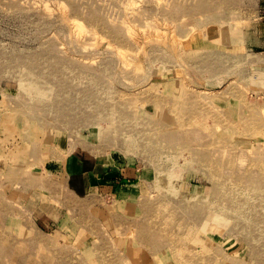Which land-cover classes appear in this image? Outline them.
<instances>
[{
	"label": "rangeland",
	"instance_id": "1",
	"mask_svg": "<svg viewBox=\"0 0 264 264\" xmlns=\"http://www.w3.org/2000/svg\"><path fill=\"white\" fill-rule=\"evenodd\" d=\"M224 1L0 0V214L11 225L0 223V252L14 257L3 263L264 264V199L234 191L231 204L209 177L237 189L235 169L264 162V0ZM166 103L173 120L192 111L185 131L201 141L174 156L128 150L150 149L143 115ZM97 127L121 140L100 149ZM214 138L225 145L203 146ZM75 145L132 158L138 176L74 193L63 162ZM145 205L164 234L157 255L139 242ZM172 205L175 222L205 224L169 231ZM245 223L247 234L226 230Z\"/></svg>",
	"mask_w": 264,
	"mask_h": 264
},
{
	"label": "bare ground",
	"instance_id": "2",
	"mask_svg": "<svg viewBox=\"0 0 264 264\" xmlns=\"http://www.w3.org/2000/svg\"><path fill=\"white\" fill-rule=\"evenodd\" d=\"M218 1H220L221 7H224V5H226L224 0H218ZM233 1L236 2L237 0H233ZM201 6H202V3L197 2L193 6V8H195V7L203 8V6L202 7ZM213 7L214 6L208 5V7H205V12H209V10ZM207 8H210V9L208 10ZM197 37H200V36H197ZM208 69H210V68H208ZM36 94L38 97H41L44 95L41 90H36L34 92V95H36ZM152 106L154 108L153 114L148 115L146 112V114L143 115V118H144L143 122L144 123L142 126H143L144 130L148 129L150 136L155 141L151 143L149 150H144V147H142V146L139 147L136 145H132L133 143H131L130 146H127V147L125 146L128 150H132V149H134L136 151L141 150V152L144 153L145 156L146 155L148 156L147 152L149 151V153H153L152 155H150V157H152V158H156L157 154L159 152L160 153L163 152L167 155L170 154L171 156L172 155L174 156V154H173L174 152H175V154H177L180 151L189 152L187 147L191 142L197 143V142L201 141L202 137L199 133L198 134H191V133L185 131V129L189 126L183 124L185 122V120L182 118V116L191 114L192 113L191 110L187 111L186 114L184 113L185 111L182 113L177 112L176 114L178 117L173 120L172 118H174V116L168 115L169 110H168L167 103L165 104L164 108H159V107H156L155 105H152ZM61 119L65 120V121L68 120L67 117H64ZM72 132L74 133V131H72ZM33 133L35 134V132H33ZM95 136L98 139V142H100V145H99L100 149L106 148L109 145L108 143H110V142H113L116 144L121 140L120 134L118 133V130L116 128H108L107 127V128L102 129V128L97 127L96 132H95ZM44 141H46V140H44ZM124 142H126V141H124ZM164 145L166 146L165 150L161 149V146H164ZM214 145L221 148L222 146L225 145V143H224L222 138H216V139L214 138L212 141H209L208 143L203 144V146L206 148L212 147ZM189 155L194 158V157L198 156V153L196 151H193ZM244 155L245 154L243 153L242 158H241V162L244 161V159H243ZM177 157H176V159H177ZM207 158L209 161L210 158L209 157H207ZM179 160H181V159H179ZM201 161L203 162V160H201ZM217 162H218V165H214V168L212 170L218 174L220 171L216 170L215 168H217V167L225 168L227 166L228 162L223 161L222 158L219 159ZM154 163L159 164L156 161H154ZM210 166L212 167V165H210ZM154 167H155L154 169L156 171L155 173L157 174L158 177H160L163 174L162 170L160 169V166H154ZM250 168H252V170H250ZM209 177H210V180L211 181L213 180L212 182L215 183V184H212L213 185L212 187L214 189H216L215 190V192L217 194L216 196L219 198L224 197L226 199L228 197V199L230 201H232L234 199L232 194L234 193V191H235V193L237 191L238 195L241 197V200H242V199L246 198V196H247L246 192L248 190H250V192L253 191L254 193H256L259 198L264 199V193L260 191L261 185H263V187H264V162L263 163L247 162V164L244 167L242 166V164H240L238 169L237 168L235 169V176L233 177V179H234L233 185L235 187H238L237 189H229L232 187V184L230 183L228 185H225V182L220 181L216 177H212L210 170H209ZM211 177H212V179H211ZM157 182H158V184L161 183L160 181H157ZM171 184H172V180L170 178L167 182V185H171ZM229 185H231V186H229ZM230 201H229V203L235 204L234 201H232V202H230ZM168 203H170V202H168ZM189 203H190V201L183 200L180 203L177 202V206L183 208L184 207V206H182L183 204L188 205ZM263 203H264V201H263ZM5 208H6L7 214L11 215L14 213V209L12 207H5ZM170 208H171L170 214L168 215V217L164 218V223L162 224V226H164V227L167 226L169 231L172 229L173 230L175 229L177 231V229H179L183 226L186 229L191 231V229H194L195 226L199 225V227H201L205 224V219H199V218L190 219L188 217H186L185 218L186 220L183 221V225L180 222H175V219L173 218L172 214L177 213V211L173 205ZM143 210H144L143 211L144 212L143 213L144 214L143 215V221H141L140 223H137L139 237H140L139 242L144 247H146L151 253H155L157 255L158 251L163 246L164 241L162 240V238H163L162 235H164V234H163V232H158L157 225L151 224L150 222H152V220H149V218H147V217H149V212H150L149 210H147V205L144 206ZM229 211L234 212V209L233 210H231V209L227 210L228 214H231V213H229ZM184 213H185V216H188L190 213V210H184ZM240 213H241V211H240ZM224 216H227V215H224ZM240 216H241V214H240ZM228 217L230 220H232V222H239V221L243 222L241 217H236V215L235 216H228ZM156 221H157V219H156ZM6 222L8 223L9 227H11L10 219L5 215L0 214V223L6 224ZM197 222H199L200 224ZM256 222H258V221H256ZM246 223L244 225L231 226L233 228H226V230L227 231L239 230L240 232L247 234L249 232L250 227ZM208 229H210V228H208ZM9 232H11V231H9ZM159 235H161V236H159ZM0 237H2V236H0ZM251 243H252V241H251ZM172 252L173 253L175 252L174 248H173ZM5 258L8 260H13L14 257L12 255L9 256V253L4 252V255H3V253L0 252V264H5V263H3ZM120 260H121V258L117 257V260H114L111 264H122L123 261L121 262ZM158 261H162V260L159 259ZM20 264H27V262H20Z\"/></svg>",
	"mask_w": 264,
	"mask_h": 264
},
{
	"label": "crops",
	"instance_id": "3",
	"mask_svg": "<svg viewBox=\"0 0 264 264\" xmlns=\"http://www.w3.org/2000/svg\"><path fill=\"white\" fill-rule=\"evenodd\" d=\"M70 153L71 157L63 162V168L70 184L68 186L74 193L89 189L98 179L109 178L114 183H122L134 181L138 176V163L132 158H115L109 161L78 145Z\"/></svg>",
	"mask_w": 264,
	"mask_h": 264
}]
</instances>
